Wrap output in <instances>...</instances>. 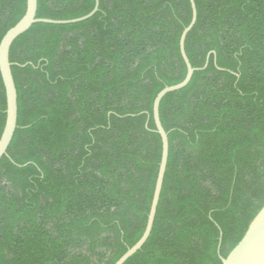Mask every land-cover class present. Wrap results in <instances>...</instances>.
<instances>
[{
  "label": "trees",
  "instance_id": "1",
  "mask_svg": "<svg viewBox=\"0 0 264 264\" xmlns=\"http://www.w3.org/2000/svg\"><path fill=\"white\" fill-rule=\"evenodd\" d=\"M196 71L159 118L168 158L151 233L124 264H222L264 205V0H194ZM94 0H37L71 20ZM26 0H0V40ZM189 0H98L9 51L17 127L0 160V264H115L142 236L162 144L152 104L186 67ZM0 75V136L6 119Z\"/></svg>",
  "mask_w": 264,
  "mask_h": 264
},
{
  "label": "water",
  "instance_id": "2",
  "mask_svg": "<svg viewBox=\"0 0 264 264\" xmlns=\"http://www.w3.org/2000/svg\"><path fill=\"white\" fill-rule=\"evenodd\" d=\"M191 6L190 23L183 29L179 38V50L186 67L184 79L178 84L166 86L157 93L152 104V117L155 125V131L161 138L162 151L153 191L152 201L147 217L146 226L140 239L129 248L115 264H124L131 256L142 248L147 241L154 222L157 205L162 189L163 178L168 158V137L162 127L159 118V105L161 100L168 93L183 89L190 82L193 73L204 70L208 64L207 60L202 68H193L186 56L184 44L187 34L191 31L196 23L197 11L194 0H189ZM98 10V0H94V7L90 13L80 18L71 20H49L36 18L37 0H26V9L21 19L11 27L0 40V75L5 89L6 98V119L5 125L0 136V160L7 155V149L12 141L14 132L17 127V93L11 73V63L9 61V51L14 40L26 32L35 23L46 24H74L79 23L92 17ZM222 264H264V205L250 222L245 234L238 244L229 252L226 258H221Z\"/></svg>",
  "mask_w": 264,
  "mask_h": 264
}]
</instances>
